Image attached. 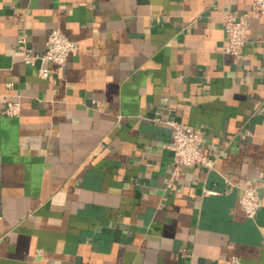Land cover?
Segmentation results:
<instances>
[{
    "label": "crops",
    "instance_id": "1",
    "mask_svg": "<svg viewBox=\"0 0 264 264\" xmlns=\"http://www.w3.org/2000/svg\"><path fill=\"white\" fill-rule=\"evenodd\" d=\"M250 3L0 0V264H264V15L222 49ZM55 28L78 42L64 66L26 63L19 40L40 55ZM170 120L214 166L168 188Z\"/></svg>",
    "mask_w": 264,
    "mask_h": 264
},
{
    "label": "built area",
    "instance_id": "2",
    "mask_svg": "<svg viewBox=\"0 0 264 264\" xmlns=\"http://www.w3.org/2000/svg\"><path fill=\"white\" fill-rule=\"evenodd\" d=\"M264 15V0H251L250 10L248 13L235 14L229 13L223 23V31L225 43L222 47L223 51L232 55H240L248 42V28L250 18H260ZM22 48L25 50L24 61L33 64L36 59H42L52 62L56 67L61 68L66 63L71 52L78 48V42L68 38L60 29H53L49 33L46 41V50L40 54H33L32 51L25 47L24 38L19 40ZM52 69L48 66L39 69V76L47 78ZM21 105L17 101L8 102L3 110L6 115H17ZM174 112L173 109H170ZM169 123L173 127V142L171 148L173 150L172 172L167 180V187H172L187 166H203L213 168L214 158L206 154L202 149L204 140L203 132L200 128L189 124L181 123L177 120H170ZM239 203L249 218H254L262 204L258 195V190L249 181L243 186Z\"/></svg>",
    "mask_w": 264,
    "mask_h": 264
}]
</instances>
